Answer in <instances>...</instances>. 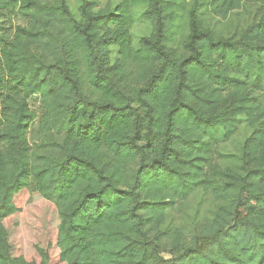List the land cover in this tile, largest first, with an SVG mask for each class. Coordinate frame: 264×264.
I'll use <instances>...</instances> for the list:
<instances>
[{"label": "trees", "instance_id": "trees-1", "mask_svg": "<svg viewBox=\"0 0 264 264\" xmlns=\"http://www.w3.org/2000/svg\"><path fill=\"white\" fill-rule=\"evenodd\" d=\"M243 1L0 0V264H264V14L240 37L208 27ZM138 11L152 31L135 49ZM242 124L254 165L216 184L206 168ZM210 188L230 202L175 246L168 213ZM28 194L52 229L22 218L14 243Z\"/></svg>", "mask_w": 264, "mask_h": 264}, {"label": "rangeland", "instance_id": "rangeland-1", "mask_svg": "<svg viewBox=\"0 0 264 264\" xmlns=\"http://www.w3.org/2000/svg\"><path fill=\"white\" fill-rule=\"evenodd\" d=\"M119 1L99 0L100 8H104L108 4H117ZM71 4L75 5V1L72 0ZM76 14L78 13L76 12ZM262 14H264V0H244L241 6L233 10L227 18H211L208 22V27L223 37H240L242 32L257 21ZM12 24L14 27L27 26L26 21L18 16L12 17ZM151 31L152 27L144 19L141 11L136 12L135 24L132 29L135 49H139L140 39L150 36ZM31 49L37 51L36 46H31ZM116 53L117 49L115 48L113 59L117 57ZM28 102L30 109L38 115V118L32 125V146L36 153L43 154V150L46 152L47 149L44 147L45 143H53L52 141H55V138L39 139L37 131L41 115V97L34 96ZM252 133L251 127L242 124L230 141L217 146L213 152L210 165L206 168L208 175L216 184L217 182L219 184H232V175L243 172L246 168L253 167L254 163L251 158L244 156L245 143L252 137ZM48 148L51 149L52 147ZM26 200L24 210L26 217L19 216L20 224L13 233L14 243L19 239H24L23 237L28 238L26 235L28 231L23 221L24 218H28L32 223L35 222L42 225V233L44 235L48 236L52 229L49 224L55 211L54 205L47 200L34 198L30 194H28ZM228 202H230V199H227L226 193L218 194L217 196V192L214 189H200L188 200L177 203L174 206L168 213L163 231L167 233L169 238L178 239L179 237V240L175 242V246H188L195 236L208 233V231L212 230L213 219L221 207L228 205ZM52 232L54 233V231ZM171 249L167 247L166 251L161 255L165 259V262L172 257Z\"/></svg>", "mask_w": 264, "mask_h": 264}, {"label": "crops", "instance_id": "crops-1", "mask_svg": "<svg viewBox=\"0 0 264 264\" xmlns=\"http://www.w3.org/2000/svg\"><path fill=\"white\" fill-rule=\"evenodd\" d=\"M67 1H68L69 6L71 7V9H72L74 12H77V11H78V8H79V6H80V0H73V1H75V5H72V4H71V1H72V0H67Z\"/></svg>", "mask_w": 264, "mask_h": 264}]
</instances>
